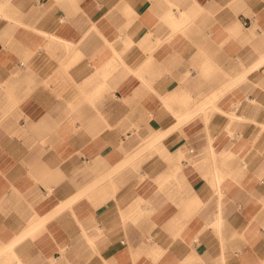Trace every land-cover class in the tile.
Here are the masks:
<instances>
[{
  "label": "crops",
  "instance_id": "0c3cea01",
  "mask_svg": "<svg viewBox=\"0 0 264 264\" xmlns=\"http://www.w3.org/2000/svg\"><path fill=\"white\" fill-rule=\"evenodd\" d=\"M0 108V264H264V0H0Z\"/></svg>",
  "mask_w": 264,
  "mask_h": 264
},
{
  "label": "rangeland",
  "instance_id": "374dc122",
  "mask_svg": "<svg viewBox=\"0 0 264 264\" xmlns=\"http://www.w3.org/2000/svg\"><path fill=\"white\" fill-rule=\"evenodd\" d=\"M17 98H15L14 97V100H13V107H12V109H13V115L16 117L17 116V114H16V110H17ZM1 109V108H0ZM180 119V118H179ZM180 120H182V119H180ZM166 132H169V131H166ZM160 138V137H159ZM142 147H141V151H144V150H146V149H148V147H150V146H152V144H151V142L150 141H144L143 140V144L141 145ZM180 158H185V154L183 153V152H181V155H180Z\"/></svg>",
  "mask_w": 264,
  "mask_h": 264
},
{
  "label": "built area",
  "instance_id": "2783aa9c",
  "mask_svg": "<svg viewBox=\"0 0 264 264\" xmlns=\"http://www.w3.org/2000/svg\"><path fill=\"white\" fill-rule=\"evenodd\" d=\"M189 151H190V152H193V148H190Z\"/></svg>",
  "mask_w": 264,
  "mask_h": 264
}]
</instances>
